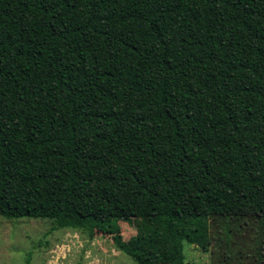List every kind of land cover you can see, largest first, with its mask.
<instances>
[{"label": "trees", "instance_id": "trees-1", "mask_svg": "<svg viewBox=\"0 0 264 264\" xmlns=\"http://www.w3.org/2000/svg\"><path fill=\"white\" fill-rule=\"evenodd\" d=\"M0 217L185 264L181 228L253 221L264 264V0H0ZM151 217L168 249L131 246Z\"/></svg>", "mask_w": 264, "mask_h": 264}, {"label": "rangeland", "instance_id": "rangeland-1", "mask_svg": "<svg viewBox=\"0 0 264 264\" xmlns=\"http://www.w3.org/2000/svg\"><path fill=\"white\" fill-rule=\"evenodd\" d=\"M131 246L156 253L168 249L163 230L151 217L121 220ZM256 224H262L260 221ZM185 264H257L253 247L262 239L253 221L208 217L181 228ZM0 264H138L119 251L111 236L82 229H55L49 219L0 217Z\"/></svg>", "mask_w": 264, "mask_h": 264}]
</instances>
